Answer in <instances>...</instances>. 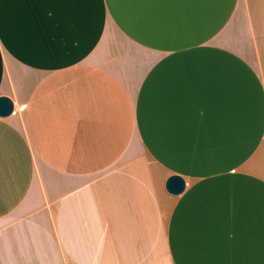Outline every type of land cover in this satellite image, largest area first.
<instances>
[{
	"label": "crops",
	"instance_id": "crops-1",
	"mask_svg": "<svg viewBox=\"0 0 264 264\" xmlns=\"http://www.w3.org/2000/svg\"><path fill=\"white\" fill-rule=\"evenodd\" d=\"M0 97V264H264V0H0Z\"/></svg>",
	"mask_w": 264,
	"mask_h": 264
},
{
	"label": "water",
	"instance_id": "water-1",
	"mask_svg": "<svg viewBox=\"0 0 264 264\" xmlns=\"http://www.w3.org/2000/svg\"><path fill=\"white\" fill-rule=\"evenodd\" d=\"M12 112V103L8 98L0 97V117H6ZM184 189V182L178 176H169L164 182V190L170 195H177Z\"/></svg>",
	"mask_w": 264,
	"mask_h": 264
}]
</instances>
